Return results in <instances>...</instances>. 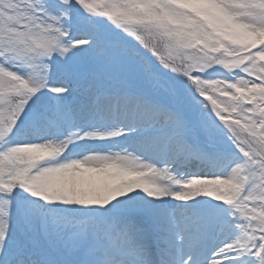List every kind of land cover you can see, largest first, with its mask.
Listing matches in <instances>:
<instances>
[{"label":"snow or ice","instance_id":"6c2138e0","mask_svg":"<svg viewBox=\"0 0 264 264\" xmlns=\"http://www.w3.org/2000/svg\"><path fill=\"white\" fill-rule=\"evenodd\" d=\"M0 264H264V0H0Z\"/></svg>","mask_w":264,"mask_h":264}]
</instances>
